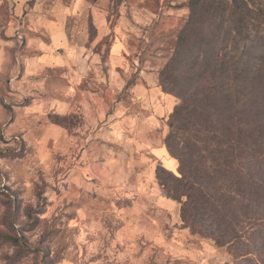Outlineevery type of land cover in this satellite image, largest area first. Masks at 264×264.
Wrapping results in <instances>:
<instances>
[{
  "label": "rangeland",
  "instance_id": "obj_1",
  "mask_svg": "<svg viewBox=\"0 0 264 264\" xmlns=\"http://www.w3.org/2000/svg\"><path fill=\"white\" fill-rule=\"evenodd\" d=\"M186 3L0 0V264L232 261L159 187Z\"/></svg>",
  "mask_w": 264,
  "mask_h": 264
},
{
  "label": "trees",
  "instance_id": "obj_2",
  "mask_svg": "<svg viewBox=\"0 0 264 264\" xmlns=\"http://www.w3.org/2000/svg\"><path fill=\"white\" fill-rule=\"evenodd\" d=\"M186 6L158 73L177 98L163 147L180 173L159 187L181 228L226 247L224 264H264V0Z\"/></svg>",
  "mask_w": 264,
  "mask_h": 264
}]
</instances>
